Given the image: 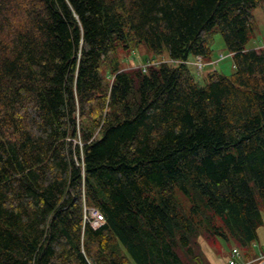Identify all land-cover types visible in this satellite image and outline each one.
<instances>
[{"label": "trees", "instance_id": "obj_1", "mask_svg": "<svg viewBox=\"0 0 264 264\" xmlns=\"http://www.w3.org/2000/svg\"><path fill=\"white\" fill-rule=\"evenodd\" d=\"M261 6L0 0V264H213L219 239L255 258ZM217 33L234 67L201 84L189 58L213 59ZM142 49L181 62L125 66Z\"/></svg>", "mask_w": 264, "mask_h": 264}, {"label": "rangeland", "instance_id": "obj_2", "mask_svg": "<svg viewBox=\"0 0 264 264\" xmlns=\"http://www.w3.org/2000/svg\"><path fill=\"white\" fill-rule=\"evenodd\" d=\"M256 15V37L262 41L264 39V6L259 7L254 11ZM255 39V38H254ZM254 39H252L254 41ZM252 41V42H253ZM251 42V43H252ZM256 49L264 48L263 46L255 47ZM213 59L210 61H203L205 63L204 67L200 69L199 67L189 65L191 71L197 76L198 81L201 84L208 82V79L205 77L208 76L210 72L218 71L222 74H230L233 70L234 64L231 56L228 53V50L225 46L224 39L220 33L215 35L213 43ZM147 51L145 49L136 52L129 59H126L125 66L135 67L141 66L147 60H153L146 58ZM147 59V60H146ZM159 61H164L169 59L168 55H164L159 58H155ZM197 73V74H196ZM89 218L90 215H89ZM260 240L264 244V226L260 229ZM233 247V242H228L224 239H219L216 244H213V247H210L208 244H204V250L207 253L208 257L211 259L213 264H227L229 253ZM258 249V246L256 247Z\"/></svg>", "mask_w": 264, "mask_h": 264}, {"label": "built area", "instance_id": "obj_3", "mask_svg": "<svg viewBox=\"0 0 264 264\" xmlns=\"http://www.w3.org/2000/svg\"><path fill=\"white\" fill-rule=\"evenodd\" d=\"M164 62L179 63L181 61L173 60V59H168L164 61L148 60L145 64L142 65V68L145 72H148L149 67L151 65H156ZM196 64L200 69H202L205 65L200 55L197 56ZM86 211L88 212V216H86V218L90 220L91 224L95 228L101 226L105 222L104 216L96 207H87ZM89 215L91 218H89ZM260 261H264V248L258 251V254L255 258L245 260L241 250L238 247H233L227 264H256L259 263Z\"/></svg>", "mask_w": 264, "mask_h": 264}, {"label": "crops", "instance_id": "obj_4", "mask_svg": "<svg viewBox=\"0 0 264 264\" xmlns=\"http://www.w3.org/2000/svg\"><path fill=\"white\" fill-rule=\"evenodd\" d=\"M256 16V15H255ZM264 45V39L262 41H260L257 37H255L254 41L250 44V47L251 48H255V47H260V46H263ZM190 61L193 63V66L196 67L195 65V56H192L191 58H189ZM210 61V60H208ZM233 61V60H232ZM196 70H197V67H196ZM205 79H208V76L205 77Z\"/></svg>", "mask_w": 264, "mask_h": 264}, {"label": "water", "instance_id": "obj_5", "mask_svg": "<svg viewBox=\"0 0 264 264\" xmlns=\"http://www.w3.org/2000/svg\"><path fill=\"white\" fill-rule=\"evenodd\" d=\"M259 264H264V261L260 262Z\"/></svg>", "mask_w": 264, "mask_h": 264}, {"label": "bare ground", "instance_id": "obj_6", "mask_svg": "<svg viewBox=\"0 0 264 264\" xmlns=\"http://www.w3.org/2000/svg\"><path fill=\"white\" fill-rule=\"evenodd\" d=\"M260 262H262V261H260Z\"/></svg>", "mask_w": 264, "mask_h": 264}]
</instances>
